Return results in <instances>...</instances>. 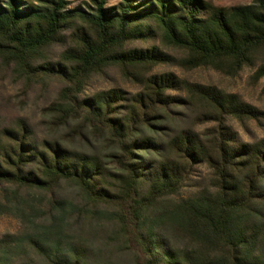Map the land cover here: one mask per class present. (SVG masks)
Masks as SVG:
<instances>
[{
    "label": "trees",
    "instance_id": "1",
    "mask_svg": "<svg viewBox=\"0 0 264 264\" xmlns=\"http://www.w3.org/2000/svg\"><path fill=\"white\" fill-rule=\"evenodd\" d=\"M109 1L82 8L72 0H0V63L28 81L58 80L59 96L47 108L51 124L67 129L77 120L64 135L77 148L36 139L21 118L1 127L0 186H74L87 206L108 209L114 237L135 264H264V137L239 142L228 124L262 113L216 86L153 71L236 76L255 66L264 57V0L228 8L202 0ZM110 68L136 91L82 96L87 80ZM261 77L264 60L253 74ZM202 165L210 171L205 188L166 200ZM49 202L46 222L32 234L0 239V264H37L16 260L24 248L39 264H95L81 239L64 234L78 206Z\"/></svg>",
    "mask_w": 264,
    "mask_h": 264
},
{
    "label": "rangeland",
    "instance_id": "2",
    "mask_svg": "<svg viewBox=\"0 0 264 264\" xmlns=\"http://www.w3.org/2000/svg\"><path fill=\"white\" fill-rule=\"evenodd\" d=\"M122 1L110 0L109 5H116ZM202 1L224 8L251 2V0ZM89 2L90 0H72L71 4L73 7L85 8V4ZM133 45L147 46L146 43L139 42ZM56 51L58 48L54 50ZM263 60L264 57L259 56L255 66L245 67L236 76H226L210 68L183 71L173 66H161L153 71H171L193 82L216 86L226 93L238 95L243 102L255 107L262 113L258 120L228 121L239 142H253L264 137V77L253 78L258 64ZM61 87L58 80L49 78L28 81L15 73L12 67L6 68L0 63V128L9 126L21 118L30 124L36 139L56 137L69 147L77 148V142L70 143L64 137L70 128L77 125V120L71 118L70 127L67 129L63 126L56 128L51 124L52 117L47 110L48 106L57 100ZM110 88H121L134 93L137 86L126 80L117 69L110 68L100 75L90 77L81 94L89 96ZM209 176L210 171L205 165L197 167L188 186L178 196L166 200H180L192 196L207 186ZM50 200H68L74 208L78 206L77 214L69 216L64 234L77 236V241L81 239L88 250L89 259L95 264H135V254L121 247L119 240L114 237L113 223L104 214L108 209L87 206L81 193L65 182L60 183L52 192L20 189L9 184L1 185L0 239L4 236L32 234L40 223L46 222L45 213L49 211ZM82 209L85 211H81ZM18 258L16 259L18 261H34L33 263L39 264L38 259L25 248Z\"/></svg>",
    "mask_w": 264,
    "mask_h": 264
}]
</instances>
